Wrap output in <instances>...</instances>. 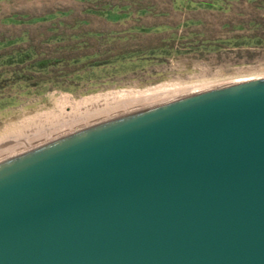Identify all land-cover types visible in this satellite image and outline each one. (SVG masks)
I'll return each instance as SVG.
<instances>
[{
	"label": "water",
	"instance_id": "1",
	"mask_svg": "<svg viewBox=\"0 0 264 264\" xmlns=\"http://www.w3.org/2000/svg\"><path fill=\"white\" fill-rule=\"evenodd\" d=\"M0 264H264V79L2 164Z\"/></svg>",
	"mask_w": 264,
	"mask_h": 264
},
{
	"label": "rangeland",
	"instance_id": "2",
	"mask_svg": "<svg viewBox=\"0 0 264 264\" xmlns=\"http://www.w3.org/2000/svg\"><path fill=\"white\" fill-rule=\"evenodd\" d=\"M112 5L135 3L131 16L117 23L87 15L86 4L78 0H7L0 1V42L21 38L20 45L1 51L8 54L16 48H36L39 56L46 58L81 57L86 52L70 53V43H55L56 36L69 42L74 36L91 33H119L120 37L135 27L152 30L147 35H133L129 42L120 44L125 49H145L160 45L172 28H178V34L196 33L198 39L187 40L185 44H194L201 40L229 39L235 36H249L256 30L249 24L257 22L264 25V9L258 10L256 4L248 0L233 2L229 11H174L168 0H104ZM264 1V0H260ZM151 6V13L145 16L137 14L139 7ZM57 11L70 12L68 16L52 21L34 22L30 19L43 18ZM13 16L26 17L19 24L9 19ZM62 22L60 26L56 25ZM75 22H81L75 25ZM54 26V27H52ZM181 26V27H180ZM239 27V28H237ZM264 31V30H263ZM91 44L97 46L91 39ZM191 44V45H192ZM189 46V45H188ZM94 49V50H95ZM89 62V61H88ZM134 67L117 66L115 71L94 70L82 73V82L70 88V91L52 89L42 95L21 98L20 103L0 109V133L4 129L15 127L25 119L46 113L53 108L52 97L65 95L75 101L89 99L107 93L122 90H144L163 84H193L240 81L252 77H264V48L241 47L225 48L215 53L187 52L184 55L168 59L150 60L137 63ZM88 82L86 80H95ZM239 79V80H238ZM63 88H67L63 86ZM12 131V130H11Z\"/></svg>",
	"mask_w": 264,
	"mask_h": 264
},
{
	"label": "trees",
	"instance_id": "3",
	"mask_svg": "<svg viewBox=\"0 0 264 264\" xmlns=\"http://www.w3.org/2000/svg\"><path fill=\"white\" fill-rule=\"evenodd\" d=\"M4 1V0H0ZM7 1V0H5ZM86 4L84 11L87 15L96 16L109 22L117 23L126 20L133 13L135 3L128 5H112L104 0H78ZM174 11H218L225 13L230 10L233 2L240 0H168ZM250 4H256L258 10L264 9V1L248 0ZM151 6L139 7L137 14L145 16L151 13ZM68 12L57 11L43 18L30 19L34 22L52 21L69 15ZM26 17L13 16L9 20L14 24L25 21ZM62 22L56 25L60 26ZM81 22H75L80 25ZM256 31L249 36H235L229 39L201 40L194 44H185L187 40L198 39L196 33L188 35L178 34V28H172L171 33L164 38L160 45L145 49L120 48V44L129 42L133 35H147L152 32L149 28L135 27L127 32V36L120 37L119 33L102 34L91 33L82 36L74 35L69 42L56 36L55 43H70L68 50L70 53L86 52L81 57L46 58L39 56L33 46L26 49L16 48L8 54L0 53V109L20 103L21 98L42 95L52 89L70 91V88L82 82V73L88 74L94 70L115 71L117 66L134 67L136 63L168 59L173 56L184 55L187 52L199 51L201 53H215L225 48L241 47H263L264 48V25L252 22L249 24ZM54 27V26H52ZM181 27V26H180ZM239 28V27H237ZM91 39L97 46L95 49L89 40ZM21 38L16 40H3L0 42V52L20 45ZM189 45V46H188ZM95 49V50H94ZM89 61V62H88ZM97 82L98 80H86ZM66 86L67 88H63Z\"/></svg>",
	"mask_w": 264,
	"mask_h": 264
},
{
	"label": "bare ground",
	"instance_id": "4",
	"mask_svg": "<svg viewBox=\"0 0 264 264\" xmlns=\"http://www.w3.org/2000/svg\"><path fill=\"white\" fill-rule=\"evenodd\" d=\"M261 79L264 77H252L236 82L163 84L144 90L107 93L80 101L65 95L52 97L51 110L25 119L15 127L4 129L0 133V166L34 150L75 136L79 132L106 125L118 118L201 92Z\"/></svg>",
	"mask_w": 264,
	"mask_h": 264
}]
</instances>
